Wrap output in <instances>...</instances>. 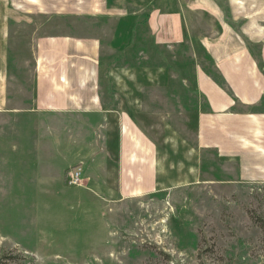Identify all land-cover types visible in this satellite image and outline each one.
<instances>
[{"label":"rangeland","instance_id":"1","mask_svg":"<svg viewBox=\"0 0 264 264\" xmlns=\"http://www.w3.org/2000/svg\"><path fill=\"white\" fill-rule=\"evenodd\" d=\"M213 1L231 22L225 1ZM70 27L66 18L36 15L10 33L9 108L27 113L0 115V264H264V183L241 184L235 163L199 152L189 123L200 103L190 93L197 63L213 73L198 43L157 49L144 37L112 62L115 69L167 67V83L146 88L143 108L170 188L114 202L66 184L68 171L97 156L81 151L90 133L68 117L28 111L37 41ZM84 36L111 37L100 28ZM245 41L256 54L259 46Z\"/></svg>","mask_w":264,"mask_h":264},{"label":"crops","instance_id":"2","mask_svg":"<svg viewBox=\"0 0 264 264\" xmlns=\"http://www.w3.org/2000/svg\"><path fill=\"white\" fill-rule=\"evenodd\" d=\"M224 1L231 22L213 0H0V115L23 119L27 113L9 108L12 27L36 15L66 18L69 33L37 41L28 115L65 116L90 133L81 151L97 156L75 166L83 168L80 191L115 202L169 189L159 144L147 129L152 118L143 108L146 88L167 83V67L150 72L137 65L115 69L112 62L123 60L144 37L157 49L195 50L198 43L213 72L197 63L190 91L200 101L197 116L192 112L189 121L197 132L198 150L235 163L237 182L263 184L264 73L257 57L264 63V0ZM88 23L93 24L84 29ZM101 23L111 26L101 28ZM99 28L110 34L108 43L84 36ZM245 39L259 46L256 54ZM31 161L35 167L40 162Z\"/></svg>","mask_w":264,"mask_h":264},{"label":"built area","instance_id":"3","mask_svg":"<svg viewBox=\"0 0 264 264\" xmlns=\"http://www.w3.org/2000/svg\"><path fill=\"white\" fill-rule=\"evenodd\" d=\"M67 181L71 187L83 186V168L78 166L70 170L67 175Z\"/></svg>","mask_w":264,"mask_h":264},{"label":"trees","instance_id":"4","mask_svg":"<svg viewBox=\"0 0 264 264\" xmlns=\"http://www.w3.org/2000/svg\"><path fill=\"white\" fill-rule=\"evenodd\" d=\"M257 58H258L259 69L264 73V63L262 62L260 55Z\"/></svg>","mask_w":264,"mask_h":264}]
</instances>
